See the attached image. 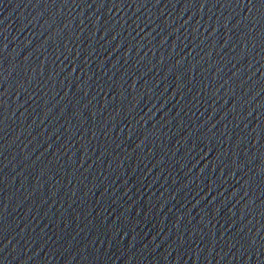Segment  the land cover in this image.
Masks as SVG:
<instances>
[{
    "label": "water",
    "instance_id": "1",
    "mask_svg": "<svg viewBox=\"0 0 264 264\" xmlns=\"http://www.w3.org/2000/svg\"><path fill=\"white\" fill-rule=\"evenodd\" d=\"M0 264H264V0H0Z\"/></svg>",
    "mask_w": 264,
    "mask_h": 264
}]
</instances>
